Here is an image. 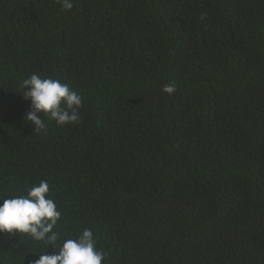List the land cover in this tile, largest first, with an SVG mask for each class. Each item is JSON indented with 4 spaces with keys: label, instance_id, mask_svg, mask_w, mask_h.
I'll list each match as a JSON object with an SVG mask.
<instances>
[{
    "label": "trees",
    "instance_id": "16d2710c",
    "mask_svg": "<svg viewBox=\"0 0 264 264\" xmlns=\"http://www.w3.org/2000/svg\"><path fill=\"white\" fill-rule=\"evenodd\" d=\"M72 2L0 0V197L48 181L102 264H264V0ZM32 74L81 95L78 123L35 132ZM47 251L0 233V264Z\"/></svg>",
    "mask_w": 264,
    "mask_h": 264
},
{
    "label": "clouds",
    "instance_id": "9594fccd",
    "mask_svg": "<svg viewBox=\"0 0 264 264\" xmlns=\"http://www.w3.org/2000/svg\"><path fill=\"white\" fill-rule=\"evenodd\" d=\"M63 9L74 7L72 0H59ZM26 89L23 97L30 101V110L25 119L31 122L36 133L47 134L45 118L55 120L59 126L79 122L82 97L67 84L51 77L42 78L32 74L23 81ZM176 85L172 82L163 87V92L172 95ZM44 114V118L40 117ZM0 233L29 234L36 242L55 245V253L39 254L34 264H102L107 253L97 247V238L89 228H84L75 238H65L56 229L61 212L50 195L48 181L41 180L31 186L26 195H11L10 199L0 197Z\"/></svg>",
    "mask_w": 264,
    "mask_h": 264
}]
</instances>
